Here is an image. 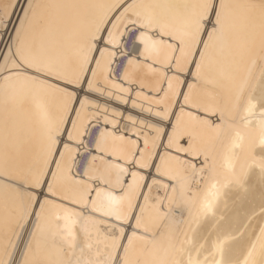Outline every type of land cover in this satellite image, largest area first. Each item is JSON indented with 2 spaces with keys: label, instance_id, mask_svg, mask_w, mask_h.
<instances>
[{
  "label": "snow or ice",
  "instance_id": "6c2138e0",
  "mask_svg": "<svg viewBox=\"0 0 264 264\" xmlns=\"http://www.w3.org/2000/svg\"><path fill=\"white\" fill-rule=\"evenodd\" d=\"M264 0H0V264H264Z\"/></svg>",
  "mask_w": 264,
  "mask_h": 264
},
{
  "label": "bare ground",
  "instance_id": "6f19581e",
  "mask_svg": "<svg viewBox=\"0 0 264 264\" xmlns=\"http://www.w3.org/2000/svg\"><path fill=\"white\" fill-rule=\"evenodd\" d=\"M218 208L233 228H238L249 217L255 226L264 209V181H261L257 170H250L243 184H231L225 188Z\"/></svg>",
  "mask_w": 264,
  "mask_h": 264
}]
</instances>
